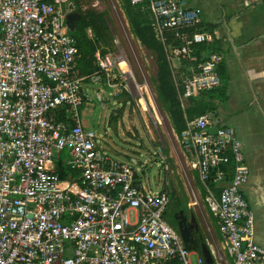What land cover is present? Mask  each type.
Segmentation results:
<instances>
[{
	"label": "built area",
	"instance_id": "2783aa9c",
	"mask_svg": "<svg viewBox=\"0 0 264 264\" xmlns=\"http://www.w3.org/2000/svg\"><path fill=\"white\" fill-rule=\"evenodd\" d=\"M130 2L163 45L183 109L220 87L221 58L211 48L220 34L203 28L199 7ZM71 3L0 0V264H193L192 255L196 264H264L243 193L250 177L243 144L214 110L186 119L180 136L217 225L215 235L206 224L209 249L201 254L167 222L169 190L145 187L137 169L85 127L83 81L102 71L132 75L118 66L124 56L101 49L93 53L96 71L79 73ZM198 45L208 48L197 53ZM59 161L76 175L61 178Z\"/></svg>",
	"mask_w": 264,
	"mask_h": 264
},
{
	"label": "rangeland",
	"instance_id": "374dc122",
	"mask_svg": "<svg viewBox=\"0 0 264 264\" xmlns=\"http://www.w3.org/2000/svg\"><path fill=\"white\" fill-rule=\"evenodd\" d=\"M120 1L71 0V5L65 8L68 13L76 12L78 8L102 12L107 39L100 46L115 58L120 55L125 57L128 64L120 61L118 66L121 71L127 68L130 72L131 68L132 76L129 78L119 77L115 70L110 74L98 72L83 81L86 94L80 107L83 123L96 132L103 149L137 169L138 180L145 187L158 191L164 186L169 190L168 223L177 226L181 217L192 229L193 235L200 231L208 238L206 224L212 231L217 225L204 201L206 192H203V186L190 168L191 157L184 152L166 116L164 104L157 96L155 53L141 45L132 34ZM216 5L217 10L206 13V3L202 4L204 19L214 22L218 12L220 20L224 19L225 13L229 14L226 0H221V8ZM87 34L93 38L91 29L87 30ZM233 47L231 45L229 51L222 50L225 68L221 73V85L209 94L214 95L217 103V111H214L221 116L224 124L236 130L243 148L252 145L258 148L260 155H264V109L254 101L248 77ZM174 64L179 66L181 62L174 61ZM245 159L253 174L257 166ZM249 186L250 182H247L243 188L248 197ZM214 192L218 193L217 190ZM174 215L179 218L174 219ZM215 253L220 255L216 249ZM210 258L213 257L210 255ZM191 260L196 264L195 255L191 256Z\"/></svg>",
	"mask_w": 264,
	"mask_h": 264
},
{
	"label": "trees",
	"instance_id": "16d2710c",
	"mask_svg": "<svg viewBox=\"0 0 264 264\" xmlns=\"http://www.w3.org/2000/svg\"><path fill=\"white\" fill-rule=\"evenodd\" d=\"M120 2L122 10L128 19V24L132 34L141 45L155 53L157 65V96L164 104L163 108L166 116L170 121L175 134L178 136V139H180L181 133L185 128L186 119H191L195 115H199L206 111H217V103L215 101L214 95L209 94L210 92H205L195 101H193L194 104L191 102L185 109H183L180 105L178 94L172 79L173 68L166 59L162 43L155 38L145 14L141 11L140 7H136L131 4L130 0H121ZM77 13L79 14V17L76 21L77 30L74 33V37L76 38L77 47L81 53V56L78 60L79 73L81 75L92 74L97 69L93 64V53L97 49H101V52L106 50L100 46L101 42L106 43L107 39L105 18L102 12L94 9L78 8ZM88 29H91L93 32V38L88 37ZM197 48V53H199L208 47L205 45H198ZM211 48L217 52H220L222 49L217 42H215ZM197 55L199 56V54ZM58 172L61 178H67L69 176L73 177L76 175L75 172L64 167L61 161L58 162ZM162 187L166 188L164 186ZM202 190L205 192L204 188ZM217 191L219 192V190ZM195 239L197 242L196 249L200 254L202 247L209 249L206 239L200 231L196 232ZM202 264L215 263L212 262Z\"/></svg>",
	"mask_w": 264,
	"mask_h": 264
},
{
	"label": "crops",
	"instance_id": "0c3cea01",
	"mask_svg": "<svg viewBox=\"0 0 264 264\" xmlns=\"http://www.w3.org/2000/svg\"><path fill=\"white\" fill-rule=\"evenodd\" d=\"M206 3V13L217 10V5L221 8V0H190V4L199 7L202 12V4ZM226 5L229 7V14L225 13L224 19H219L214 22L207 21L202 16L204 29H217L220 34V39L216 42L222 48L219 53L221 58L220 72L224 73L225 64L223 63L222 50L229 51L231 45L240 57L242 68L245 70L248 77L249 85L254 97V101L258 106L264 109V39H259L260 35H264V0H226ZM221 11V9H219ZM201 12V13H202ZM216 16V15H215ZM68 17L74 22L77 30L76 21L79 14L76 12L68 13ZM216 25V26H214ZM232 39V43L230 42ZM84 87V86H83ZM254 87V89H253ZM84 94V90H83ZM86 94H84L85 97ZM221 117V116H220ZM258 144V143H256ZM256 148V147H255ZM254 165L257 170L251 174L248 182L249 197L247 198L250 209L254 216V240L259 245L264 247V155L259 154L258 148ZM108 152V151H107ZM250 168V167H249ZM245 186V185H244ZM243 186V188H244ZM252 202L254 203L252 207ZM217 228L214 233L216 235ZM228 264V261L225 263Z\"/></svg>",
	"mask_w": 264,
	"mask_h": 264
},
{
	"label": "water",
	"instance_id": "95a60500",
	"mask_svg": "<svg viewBox=\"0 0 264 264\" xmlns=\"http://www.w3.org/2000/svg\"><path fill=\"white\" fill-rule=\"evenodd\" d=\"M258 38L259 39H264V35H260ZM230 42L231 43L233 42L231 38H230ZM192 104H194L193 101H192ZM178 218H179V216H178ZM180 219L181 220H179L177 226H178V228L180 230L181 236L187 242L191 241L193 244L196 243V240L194 238H192V236H191L190 228L186 225L184 219H182L181 217H180Z\"/></svg>",
	"mask_w": 264,
	"mask_h": 264
},
{
	"label": "flooded vegetation",
	"instance_id": "af4514ba",
	"mask_svg": "<svg viewBox=\"0 0 264 264\" xmlns=\"http://www.w3.org/2000/svg\"><path fill=\"white\" fill-rule=\"evenodd\" d=\"M254 89V87H253ZM244 154H245V158L249 159L250 161H255L256 155H257V150L254 146L252 145H245L244 146ZM248 156V157H247ZM178 216V215H177ZM178 217H176L174 215V219H177Z\"/></svg>",
	"mask_w": 264,
	"mask_h": 264
},
{
	"label": "bare ground",
	"instance_id": "6f19581e",
	"mask_svg": "<svg viewBox=\"0 0 264 264\" xmlns=\"http://www.w3.org/2000/svg\"><path fill=\"white\" fill-rule=\"evenodd\" d=\"M122 72H128L129 73V70L127 68H123Z\"/></svg>",
	"mask_w": 264,
	"mask_h": 264
}]
</instances>
